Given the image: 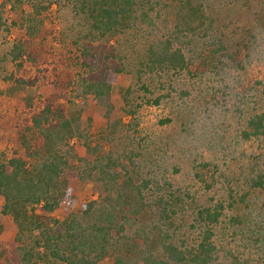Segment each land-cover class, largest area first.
Masks as SVG:
<instances>
[{
	"label": "trees",
	"instance_id": "1",
	"mask_svg": "<svg viewBox=\"0 0 264 264\" xmlns=\"http://www.w3.org/2000/svg\"><path fill=\"white\" fill-rule=\"evenodd\" d=\"M10 2L3 0L0 6ZM34 2L33 18L44 16L52 5L69 6L87 24L90 33L107 41L140 33L146 45L136 54V81L145 92L148 89L142 82L143 76L156 78L160 89H167L166 95L152 101L154 105L169 97L170 92H177L175 79L182 73L191 79L207 76L210 80L212 76L224 82L227 69L245 67L228 50L218 32L215 19L207 11L209 0H44L45 5ZM262 18L264 22V13ZM35 30V25L28 27L27 38L17 39L10 52L17 67L32 63L41 74L32 79H16V84L36 87L43 78L48 90L28 103V115L18 125L13 142L19 141L22 154L0 163L2 213L9 216V229L15 234L14 241L7 245L8 261L98 264L110 257L112 264H248L229 252L220 255L213 243L214 230L224 210L221 202L197 210L192 228L199 241L194 246L174 242L175 206L182 202L181 198L174 195L165 180H156L154 171L149 173L137 151L138 145L136 149L132 145L133 139L127 138L131 147L124 143L120 150L113 145L120 140L119 131L131 128V124L124 125L120 120L107 123L103 136L111 145L110 151L84 138L80 112L68 113L60 103L67 99L69 83L60 78L57 67H52L48 77L45 67H37L44 50L34 39L42 37ZM248 38L253 41L254 35L248 33ZM78 53L80 65L87 72V81L80 86L81 94L91 95L105 109L104 117L108 119L113 110L111 87L123 68H110L105 64L108 57L104 59V53L91 45H82ZM234 90L224 83L216 91L223 100L231 98L239 113L250 100V91L264 98V74L250 87H240L239 93ZM130 94L131 89L127 88L122 95V110L133 121L136 113L128 100ZM179 94L183 96L185 92L180 90ZM26 132L33 133L35 138H25ZM241 134L244 141L264 142V109L246 119ZM72 139L83 141L84 149L93 157L91 161L79 158L80 166L72 165ZM263 159V154L252 155L249 189L264 190ZM146 168L149 170L144 172ZM87 180L100 186V196L72 213V189ZM57 209L61 210V217L51 215ZM261 216L252 217L259 228L252 238L258 250H264V238L258 239L264 234V215ZM231 222L240 225L238 217ZM24 238L29 239L26 242ZM261 256L264 259V253Z\"/></svg>",
	"mask_w": 264,
	"mask_h": 264
},
{
	"label": "rangeland",
	"instance_id": "2",
	"mask_svg": "<svg viewBox=\"0 0 264 264\" xmlns=\"http://www.w3.org/2000/svg\"><path fill=\"white\" fill-rule=\"evenodd\" d=\"M35 1L45 5L44 0ZM33 3L34 0H11L6 6H0V163L22 154L19 141L13 142L18 125L28 115V103L48 90L43 78L36 87H21L15 82L16 79L41 77L32 63L27 62L19 68L10 55L13 43L27 38L28 27L35 25V32H40L42 37L34 39L44 50L37 67H45L48 77L55 66L60 78L69 83L67 99L60 103L63 102L68 113L80 112L84 138L110 151L111 145L103 136L107 123L120 120L124 125L131 124V128L119 131L120 140L113 145L121 150L122 144L131 145L127 138L133 139L132 145L135 149L138 145L137 151L145 167L150 169L149 173L154 171L156 180H165L174 195L181 198L182 202L175 206L174 242L194 246L199 241L197 231L192 228L197 210L221 202L224 210L213 236L220 255L229 252L248 264H264L261 256L264 250H258L252 239L258 228L252 217L264 215V190L248 187L252 155H264V142L244 141L241 136L246 119L264 109V98L250 91V100L238 113L233 100H223L216 91L225 83L239 93L240 87H250L264 74V0H209L207 11L215 19L228 50L245 66L244 70L227 69L224 82L212 76L210 80L207 76L191 79L182 73L175 79L177 92H170V96L162 98L158 105L152 101L166 95L167 89L162 91L156 78L143 76L142 82L148 89L145 92L136 81V54L146 45L140 33L107 41L90 33L87 24L69 6L52 5L44 16L33 18ZM248 33L254 35L253 41ZM85 44L101 50L102 57H108L105 64L110 68H123L111 87L113 110L108 119L104 117L105 109L96 104L91 95L81 94L80 86L87 81V72L80 65L78 48ZM127 88L131 89L128 100L136 113L133 121L122 110V95ZM180 90L185 95L181 96ZM24 135L27 139L35 138L30 132ZM82 143L76 139L69 142L75 157L72 165L80 166L79 158L93 159ZM261 168H264V161ZM99 196L97 183L87 180L75 184L70 211L76 213L80 205L98 200ZM2 205L0 198V264H12L7 259V245L14 241L15 234L9 229L10 218L2 213ZM51 215L61 217V210ZM235 217L239 218L240 225L231 222ZM260 238H264V234L258 236ZM27 239L24 238L26 242ZM98 264H112V259L106 257Z\"/></svg>",
	"mask_w": 264,
	"mask_h": 264
}]
</instances>
